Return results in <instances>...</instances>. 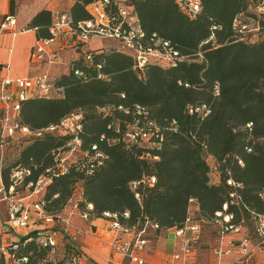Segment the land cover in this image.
Masks as SVG:
<instances>
[{"label":"trees","instance_id":"16d2710c","mask_svg":"<svg viewBox=\"0 0 264 264\" xmlns=\"http://www.w3.org/2000/svg\"><path fill=\"white\" fill-rule=\"evenodd\" d=\"M94 1L76 0L71 11L74 25L92 19ZM251 1L197 0L200 12H194L182 0H111L107 9L110 16L122 21L118 10L126 9L146 34V46L166 41L188 60L169 66L149 64L139 72L133 56L119 43L106 50H90L92 65L81 53L74 68L54 81L62 94L22 102L19 117L21 124L40 130L81 115L82 129L77 135L88 156L71 161L61 172L58 154L74 134L24 139L18 162L4 168V184L10 185L13 170L30 169L32 175L26 177L22 188L40 177H50L42 199L47 213L56 220L67 215L65 210L75 203L81 211L92 204V220L106 219L105 213H111L123 225L146 220L157 224L159 229L150 232V240L182 227L191 199L199 208L196 220L201 225L212 221L230 201L232 192L237 193L239 201L229 209L235 216L234 223L243 228L250 220L261 221L264 38L253 43L236 32L237 27L247 25L240 18L254 1L260 11L264 10V0ZM36 20L40 23L36 27L43 31L39 37L50 38L52 13L43 11ZM76 70L84 76L75 75ZM100 74L107 79H100ZM137 107L147 115L140 114ZM199 108L207 111L197 112ZM148 122L153 123L150 141L134 143L126 139L134 125L149 130ZM96 144L107 158L90 173L94 163L90 156ZM215 167L221 176L219 183L212 180ZM152 177L156 178L153 186L142 184L132 189L134 182ZM230 179L241 187L229 186ZM78 188H82V197L75 200ZM127 212L129 219L124 217ZM57 228L61 229L59 225ZM37 232L32 230L18 241L19 254L30 256L33 264H53L55 254L38 246ZM31 238L32 242L25 243ZM60 239L66 242L60 264H79L82 253L76 243L64 230Z\"/></svg>","mask_w":264,"mask_h":264},{"label":"built area","instance_id":"2783aa9c","mask_svg":"<svg viewBox=\"0 0 264 264\" xmlns=\"http://www.w3.org/2000/svg\"><path fill=\"white\" fill-rule=\"evenodd\" d=\"M182 1L194 12H200V6L197 0ZM111 4V0H95L91 6L92 19L80 21L75 25L72 23L70 16L66 14L61 15L51 29V37L39 39L35 49L31 53L32 59L39 62L48 61L50 65L59 64L58 53H50L48 48L57 42L60 31H67L66 36L70 35L74 38L71 43L72 48L76 50L79 56L81 53H84V59L90 65L93 64L94 57L89 53V45L94 38H101L122 44L125 50L133 56L135 60L134 68L139 72H143L144 68L149 64L169 66L188 58L182 56L179 51L175 50L166 41H153L152 39L155 42L154 45L146 46L144 43L146 34L136 25L137 20L131 17L126 9L122 8L118 10L117 14L122 21H117L118 19L111 17L107 11ZM7 24L15 25L16 20L12 16H7L1 28H5ZM248 28L247 25H243L240 32L246 31ZM79 56L75 57V55H72L70 62L67 64L68 71L74 68L73 63ZM101 68L102 66H98L99 70ZM75 75L78 77L84 76L81 70H76ZM98 77L100 79H107L103 74H100ZM54 81L53 79L51 80L49 75L30 79L6 78L0 80V103L2 105V115H0V150L4 152L5 147L9 144L8 137H12L13 134H17L22 140L40 139L45 137L46 134H74V137L67 142L64 151L58 154V169L61 172H65L68 164L71 162L70 158L74 154L83 153L88 156L82 149V139L77 135L82 129L80 124L82 116L72 115L64 119L59 125H52L40 130H32L30 127L21 124L19 117L22 102L36 96H51L53 93L55 95L61 93V89L55 86ZM218 93V90H216L217 95ZM137 110L140 114L147 115L140 107H137ZM203 110L207 111L206 108L196 109L197 112ZM126 112L128 113V111ZM190 112L193 113L194 110H190ZM208 113L210 112L208 111ZM151 126H153L152 122H148L149 130L141 128L138 125L132 126L126 134V139L134 143L150 141L154 136V133L150 129ZM251 126L252 124L248 125V127ZM104 138L102 137L101 141ZM92 149L94 154L90 157L94 163L90 166V173L96 167L102 165L107 158L99 150L98 144L94 145ZM3 156L0 158V264H33L30 256L19 254V242H11L9 244L5 242V239L10 238L12 233L17 234L21 230H37L36 241L38 246L49 250L53 256L56 254L60 244L62 230L74 241L79 237L90 235L93 232L91 228L83 229L76 226L73 222L74 216L79 215L82 221L91 223L93 220L90 212L94 209L92 204L87 205L85 211H81L78 204L75 203L72 206L71 212L68 215L60 216L59 220H56L54 216L47 213L45 201L42 199V193L51 182L50 177H40L36 181H30L26 187L29 189L28 193L22 194L20 189L24 186L26 177L32 175V171L25 168L15 169L10 178V185L6 186L2 178L5 168ZM154 159H158V157ZM240 164L243 165L242 162ZM214 171L217 172L216 167ZM47 172H50V170H47ZM155 183V177L146 178L142 181L134 182L132 189L137 190L142 184L153 186ZM227 183L235 189L241 187V184L235 183L232 179L228 180ZM237 197V193L232 192L230 194V201L223 205L221 211L215 213V217L210 222L219 228V236L223 239L230 234H239L242 231V226L234 223V214L229 212L231 205H238L239 201ZM262 197L264 198V194H262ZM136 198L140 199V195L136 194ZM189 203V213L183 226L175 229L177 236L180 238V247L174 255L173 260L175 262H181V264H188L193 258L195 251L194 245L199 243L202 233V226L196 220V215L193 213L196 201L191 199ZM2 204H5L4 208H1ZM124 217L129 219L130 214L127 212L124 214ZM105 218L109 220L112 230L128 236L126 239L115 238L111 243L113 250L123 256L128 264H148L143 253H146V249L152 241L149 239L150 232L159 229V226L149 220L133 226L123 225L117 215L111 213H105ZM58 225L61 227L60 230L57 228ZM259 233L261 236L264 235V218H261ZM32 240L31 238L25 243L32 242ZM248 247V240L243 238L240 248L246 250L245 255L248 254ZM215 253L218 257L222 258L230 254V250L222 247L217 249ZM53 264L56 263L54 262Z\"/></svg>","mask_w":264,"mask_h":264},{"label":"crops","instance_id":"0c3cea01","mask_svg":"<svg viewBox=\"0 0 264 264\" xmlns=\"http://www.w3.org/2000/svg\"><path fill=\"white\" fill-rule=\"evenodd\" d=\"M75 3L76 1L72 0L70 2L68 0H32L30 6L25 0H0V28L7 16H12L16 20L15 25L7 24L5 28L0 29V80L6 78L30 79L43 75H49L51 80H55L60 75L68 72L67 64L70 62L72 55L78 57L79 54L72 48L71 43L74 38L70 35L66 36L67 31H60L57 42L48 48L50 53H58L59 64L50 65L48 61L39 62L32 59L31 53L40 39L39 36L43 33L42 30L36 27L40 25L36 20L37 16L43 11H49L52 13L53 24H56L63 14L71 17V11ZM29 6L33 10H29ZM29 24L31 26L24 30L25 26ZM111 45H115V43H110L109 47ZM1 112L2 105L0 103V114ZM217 172L212 174L214 183H219L221 178L220 173ZM81 197L82 188H78L75 193V200H80ZM198 210L197 206L194 207L195 212H198ZM68 211L69 207L65 210V213ZM73 222L83 229L91 228L93 230L90 235L79 237L76 240V244L82 253L80 264H128L127 260L116 253L111 246L115 238L126 239L128 236L112 230L109 220L95 219L91 223H86L81 220L79 215H76ZM172 232L175 233V238L173 242H169L168 236ZM157 242V247L146 250V252L149 251L145 255L148 264H181V262L173 260L180 247V238L177 236L175 229L161 233L149 245H154ZM195 255L196 250L193 257ZM188 264H190V261Z\"/></svg>","mask_w":264,"mask_h":264},{"label":"rangeland","instance_id":"374dc122","mask_svg":"<svg viewBox=\"0 0 264 264\" xmlns=\"http://www.w3.org/2000/svg\"><path fill=\"white\" fill-rule=\"evenodd\" d=\"M36 1V0H35ZM49 1V0H47ZM71 0H68L70 2ZM76 1V0H72ZM31 6L32 0H25ZM253 2V0L251 1ZM256 2L252 3L248 11L243 15L241 22L247 24L249 28L246 31L240 32L241 27H237L236 32L240 37L248 39L253 43H257L264 38V11H260ZM26 6V5H25ZM29 10H33L30 8ZM31 25L25 26L24 30H27ZM23 30V31H24ZM110 43H115L110 40H103L101 38H94L89 45V50H99L107 49ZM188 60V58L186 59ZM53 93L51 96H54ZM9 145L4 149V152L0 150V158L3 156L4 167H9L20 159L24 145V141L18 137L17 134H13L12 137H8ZM83 153L74 154L70 161L78 160L83 157ZM212 163V160H209ZM29 191L28 188L24 187L21 190L22 194H27ZM5 204L1 205V208H4ZM72 207L69 208L67 215L71 212ZM196 215V212H193ZM78 217V216H77ZM262 218H264L262 216ZM261 220V219H260ZM261 221L259 219L254 223L253 220L245 222L241 233L239 234H230L226 238L219 236V233L214 229L211 223H203L201 238L198 244L194 245L196 250V255L190 260V264H264V235H260L259 227ZM31 230H21L17 234L12 233L10 238L5 239L7 244L11 242H18L21 238L29 234ZM163 236V235H162ZM175 238V233L172 232L168 236L169 242H173ZM243 238H246L249 242V247L247 248L248 254L245 255V249H241V241ZM72 240V239H71ZM155 239H152V241ZM76 243V241L72 240ZM98 242V241H97ZM157 244L149 245L147 249L151 247H157ZM77 245V244H76ZM78 247V246H77ZM230 250V254L223 256L222 258L216 255V250L220 248ZM66 248V242L63 239H60V244L57 248L56 254L53 257V262L60 264V261L64 257V252ZM80 250V248L78 247ZM146 249V250H147ZM81 251V250H80ZM149 251L143 254H148ZM51 259V258H50Z\"/></svg>","mask_w":264,"mask_h":264}]
</instances>
